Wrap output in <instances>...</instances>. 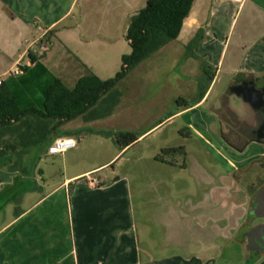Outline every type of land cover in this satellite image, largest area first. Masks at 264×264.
I'll list each match as a JSON object with an SVG mask.
<instances>
[{
    "label": "crops",
    "instance_id": "0c3cea01",
    "mask_svg": "<svg viewBox=\"0 0 264 264\" xmlns=\"http://www.w3.org/2000/svg\"><path fill=\"white\" fill-rule=\"evenodd\" d=\"M76 1L0 0V80L8 86L20 109L43 110L44 92L56 79L72 89L83 76L92 74L107 80L119 71L112 62L106 63L100 58L106 46H113L117 41L113 30L108 28L109 23L106 24L105 19L110 20L106 16L108 11L101 13L100 6H95L99 14L94 17L85 6L78 16H73ZM92 3L93 0H85V5ZM131 3L126 0L124 8H119V1L114 3L111 23L121 18L130 20L134 10ZM246 4L254 13L264 14V0H194L179 34H184L187 40L176 49L182 54L183 73L198 63V72H188L191 75L188 81L179 78L176 81L187 88L193 86L195 95L191 100L174 97L175 106L164 107L162 119L134 130L121 128L116 123L124 96L108 94L89 112L63 122L52 135L51 143L61 137L77 141L75 148L59 154L61 181L49 185L45 172L38 167V159L31 154L26 158L34 167L25 175L0 171V264H214L217 255L210 253L213 249L209 245H201L187 255L166 252L172 238L154 237L153 228L166 229L169 224L163 221L160 208L154 212L148 207L152 202L153 183L140 182L141 173L145 178L149 172H138L136 164L134 171L131 165L124 170L120 160L160 124L153 133L173 123L176 124L174 133L182 140L197 137L209 144L203 133H209L213 125L217 129L218 115L213 109L217 108L227 87L242 76L264 75V27L258 37H240L234 53L236 60L222 72L229 47L228 34L236 14ZM61 5H66L65 10L58 12ZM197 34L200 37L193 48L196 56L193 58L187 53L186 45ZM243 54L249 56L247 61L240 60ZM203 63L214 76L202 100L194 104L197 83L205 78L201 70ZM23 66H27L26 71L9 75ZM221 76L226 86L218 91L215 87ZM210 100L212 103L203 110ZM189 114L194 115L192 121L186 120ZM103 130L136 131L142 136L121 150L110 137L98 133ZM163 148L149 155L153 166L179 171L187 168L186 158L184 165L183 160L181 163L156 160ZM258 148L263 149L257 151ZM232 151L225 163L235 171L251 160L264 157V145L258 142L241 151ZM40 153L45 157L55 156L45 150ZM142 159L143 156L138 157L136 163ZM206 159L208 166L199 167L194 181L195 191L201 190V198L192 203L179 201L177 197L169 209L175 218L171 227L175 225L181 235L188 227V220L195 221L197 226H216L222 220L215 216L217 209L231 214L248 203L246 192H239L241 197L239 201L236 199L239 178L227 171L220 175L211 172V158Z\"/></svg>",
    "mask_w": 264,
    "mask_h": 264
},
{
    "label": "rangeland",
    "instance_id": "374dc122",
    "mask_svg": "<svg viewBox=\"0 0 264 264\" xmlns=\"http://www.w3.org/2000/svg\"><path fill=\"white\" fill-rule=\"evenodd\" d=\"M118 1L120 3L119 8H121V6L124 8L126 0H93V3L90 5H85V0H77L72 13L73 16H78L77 14L81 12V9L84 10L85 6H87V9L90 11L89 14L94 17L99 14L97 13V8L94 10L95 6H100L101 13L103 11H108L106 16H109L110 20L105 19L106 24L109 23L108 28L113 30L117 41L113 46H106L105 52H101L100 58H103L106 63L112 62V65L120 70L121 57L122 55L130 54L131 48L125 38L126 26L129 23V19H116L111 23L114 3L116 4ZM128 1L132 2L131 9H134L131 11L132 16L145 6L147 0ZM64 7H66V5H64ZM64 7L61 5L58 7L57 11L63 12L65 10ZM115 17H117V15H115ZM263 19L264 14L261 12L254 13L249 4H246L238 11L233 26L228 34L227 43L229 47L225 54L226 57L222 72L227 69L230 63L236 60L234 53L238 50L236 45L239 43L238 40L241 39L240 37L242 35L246 38L253 39V37H258L262 34L264 27V25H262ZM94 21L98 22L97 20ZM67 23H70V19L67 20ZM186 40L187 38H185L184 34L180 35L177 40L171 41L168 47H164L151 55L144 61L141 67H137L118 82L115 90L118 94L124 96L118 109L120 114L116 121L119 127L134 128V130H136L154 125L159 119L164 117V107L173 108L175 106L174 97L179 96L184 100H191L195 95L193 86L187 88L176 82L177 78L188 81L189 76H191L188 72H198L199 70L198 63L195 62L186 69V73H183L182 54L176 49L180 46L182 47V43H185ZM241 57L240 60L247 61L249 59L247 54H243ZM111 77L113 78L114 74ZM222 79L221 76L215 90L222 91L226 86L221 81ZM112 96L116 95L112 94ZM211 103V100L208 101L202 109H207ZM229 107L239 119L246 124L250 126L256 125L254 111L240 97L236 95L230 96ZM193 116L192 114L187 115L186 120L189 119L188 121H192ZM219 119L218 117V126L223 129ZM161 125L162 124L151 130L149 132V134L152 133L151 135L137 147L127 152L120 160L124 170H128L131 165V169L134 171V165L136 164L135 170L138 172H149L145 178L144 174L141 173L143 178L140 179V182L146 180L153 183L150 195V200L152 202L149 203L148 207L151 208L152 211L160 208L162 210L161 214L163 216V221L169 224V227L166 229L163 227H154V237H162V239H165V237L169 239L172 238L166 249L168 254L175 253L177 255H187L189 251L197 250L201 245H209L213 249L210 253L217 255V258L213 260L214 264H246L248 252L245 247V242H240L241 239L238 234L246 225L247 219L245 218V214L248 203L231 214H226L225 209H217L215 216L217 215L216 218L222 220L217 221L216 226H197L195 221L191 222L188 220V227L186 226L183 235H181L180 229L174 227L175 225L171 227L172 222L175 224V218L170 214L169 209L173 202L177 200V197L179 201L183 199L184 202L189 201L192 203H195L201 198V190H199V192L195 191L194 181L196 180L199 167L208 166L205 162L207 159L204 160L205 157L211 158V172L215 171L217 175H220L227 171L231 176L235 175L239 178L240 181L237 185L239 189L235 190L238 191V193L236 192V194H238L236 195L237 201H239L241 197L239 192H247L248 185L255 186L256 189L262 185L264 182V169L258 165L257 160H251L245 165H241L238 170H231L226 165L225 160L228 159V155H230V152L233 153V151L222 143L215 131L216 126L214 125V129H211L209 133H203L206 140H209V144H205L197 137L182 140L181 137H178L174 133L176 124L174 125L173 123L164 125L161 129L153 133V131L161 127ZM173 146H183L185 148L186 162L188 164L187 168L183 171H179L170 167H161L162 165L153 166V162L149 155L157 148H169ZM262 149L263 148H258L256 150L260 151ZM40 152L41 147L36 146L32 148L31 155L36 156V160L38 159V167L45 172L47 181L49 185L52 186L62 179V169L60 166L61 157L60 155L45 157ZM140 156H143V159L136 163V160ZM170 158L178 163H181L183 160V156L179 154ZM29 163L31 162H28V164ZM0 171L8 173L7 166L0 165ZM251 198L250 193L249 205H251ZM193 223L195 225H193ZM253 224L254 222L249 223V225ZM251 259L252 256H248V260ZM254 264H264V254L256 258Z\"/></svg>",
    "mask_w": 264,
    "mask_h": 264
},
{
    "label": "trees",
    "instance_id": "16d2710c",
    "mask_svg": "<svg viewBox=\"0 0 264 264\" xmlns=\"http://www.w3.org/2000/svg\"><path fill=\"white\" fill-rule=\"evenodd\" d=\"M194 0H147L145 6L137 11L130 20L125 38L131 52L122 55L121 68L113 78L101 80L89 74L81 77L74 88L69 89L56 79L44 92V109H20L8 86L0 82V165H6L9 174L19 172L25 175L34 164L27 162L32 148L41 147L47 151L51 137L63 122L74 119L90 111L103 97L118 94L116 85L142 61L177 39L185 19L188 17ZM197 34L186 45L190 57L196 58L193 48L199 40ZM30 61L33 58L28 53ZM26 71L27 66L21 67ZM204 63L201 70L205 75L197 83V93L193 101L198 103L204 97L212 79L213 72ZM99 134L110 137L121 149L134 144L142 134L136 131H99ZM180 134L186 135L183 131ZM186 158L183 146L163 148L156 160L173 163L170 157L175 155ZM256 258L246 260L254 264Z\"/></svg>",
    "mask_w": 264,
    "mask_h": 264
},
{
    "label": "flooded vegetation",
    "instance_id": "af4514ba",
    "mask_svg": "<svg viewBox=\"0 0 264 264\" xmlns=\"http://www.w3.org/2000/svg\"><path fill=\"white\" fill-rule=\"evenodd\" d=\"M235 86H241V91L251 101L252 105L248 102L246 103L255 113V126H250L239 119V117L229 107L230 96L235 95V93L232 91L233 87ZM260 95H262V98H260ZM240 98L242 99V97ZM213 111L220 118L219 120L223 127V129H221L219 128L220 126H217L215 131L222 143L229 149L241 151L252 142H258L264 145V75L242 76L240 79L234 81L230 86L227 87V90L218 102L217 108H214ZM257 161L258 165L264 169V157L258 159ZM248 190L246 192L248 198V207L245 214L247 221L244 229L240 230L241 232L239 231L240 233L238 236L241 239L240 242H245V247L248 252L247 256L258 258L260 255L264 254V242H262L260 238H250L247 236V234L257 225L264 222V220L252 217L248 214V211L251 207V205H249L250 193L252 197L256 191V187L248 185ZM251 222H254V224L249 225Z\"/></svg>",
    "mask_w": 264,
    "mask_h": 264
},
{
    "label": "water",
    "instance_id": "95a60500",
    "mask_svg": "<svg viewBox=\"0 0 264 264\" xmlns=\"http://www.w3.org/2000/svg\"><path fill=\"white\" fill-rule=\"evenodd\" d=\"M232 91L235 93V95L242 97L245 102H248L252 105L251 101L241 91V86L233 87ZM260 98H262V95H260ZM248 214L252 217L264 220V182L254 192L251 198V207L248 211ZM247 236L256 239L260 238L261 241L264 242V222L257 225L254 229L250 230Z\"/></svg>",
    "mask_w": 264,
    "mask_h": 264
},
{
    "label": "built area",
    "instance_id": "2783aa9c",
    "mask_svg": "<svg viewBox=\"0 0 264 264\" xmlns=\"http://www.w3.org/2000/svg\"><path fill=\"white\" fill-rule=\"evenodd\" d=\"M22 72L21 67H17L9 72V75H19ZM2 80H0L1 82ZM77 141L72 137H61L52 141V143L47 148V154L49 155H59L64 152L75 148Z\"/></svg>",
    "mask_w": 264,
    "mask_h": 264
}]
</instances>
